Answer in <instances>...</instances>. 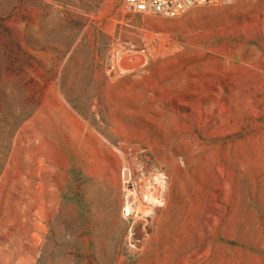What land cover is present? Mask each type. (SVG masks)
I'll return each instance as SVG.
<instances>
[{"label": "rangeland", "instance_id": "1", "mask_svg": "<svg viewBox=\"0 0 264 264\" xmlns=\"http://www.w3.org/2000/svg\"><path fill=\"white\" fill-rule=\"evenodd\" d=\"M0 264H264V0H0Z\"/></svg>", "mask_w": 264, "mask_h": 264}, {"label": "built area", "instance_id": "2", "mask_svg": "<svg viewBox=\"0 0 264 264\" xmlns=\"http://www.w3.org/2000/svg\"><path fill=\"white\" fill-rule=\"evenodd\" d=\"M232 3L233 0H124V10L128 13L177 18L195 8Z\"/></svg>", "mask_w": 264, "mask_h": 264}, {"label": "bare ground", "instance_id": "3", "mask_svg": "<svg viewBox=\"0 0 264 264\" xmlns=\"http://www.w3.org/2000/svg\"><path fill=\"white\" fill-rule=\"evenodd\" d=\"M129 177L126 180V187L127 184H132V189L128 190L126 192L127 194V208L129 214H131V211L133 210L132 205L141 203V194L146 201H151L154 202L155 199H157L158 202H160V198L164 196V193L161 192V190H164L166 188H163L162 183L166 185V182L163 178H154L153 181H149L148 178H146V181H144V184L142 185L144 189L141 191V193L138 192L136 188V182H135V177L138 175H144L147 171H144L142 169V165L140 162H131L129 163ZM141 186V187H142ZM142 189V188H141ZM166 191V190H165ZM164 191V192H165Z\"/></svg>", "mask_w": 264, "mask_h": 264}]
</instances>
